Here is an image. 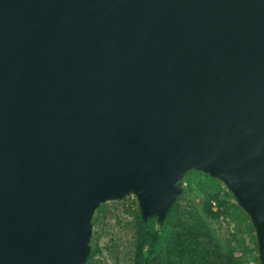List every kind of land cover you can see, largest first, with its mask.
Returning <instances> with one entry per match:
<instances>
[{
	"label": "water",
	"instance_id": "1",
	"mask_svg": "<svg viewBox=\"0 0 264 264\" xmlns=\"http://www.w3.org/2000/svg\"><path fill=\"white\" fill-rule=\"evenodd\" d=\"M190 170L264 264V0H0V264H85L101 204L161 223Z\"/></svg>",
	"mask_w": 264,
	"mask_h": 264
},
{
	"label": "trees",
	"instance_id": "2",
	"mask_svg": "<svg viewBox=\"0 0 264 264\" xmlns=\"http://www.w3.org/2000/svg\"><path fill=\"white\" fill-rule=\"evenodd\" d=\"M186 174L179 182L181 194L161 223L156 216L144 220L136 207L129 239L120 244L112 238L106 247L110 264H261L251 221L230 190L209 177L215 187L205 191ZM98 221L94 213L92 227ZM97 235L94 231L85 264H105Z\"/></svg>",
	"mask_w": 264,
	"mask_h": 264
},
{
	"label": "rangeland",
	"instance_id": "3",
	"mask_svg": "<svg viewBox=\"0 0 264 264\" xmlns=\"http://www.w3.org/2000/svg\"><path fill=\"white\" fill-rule=\"evenodd\" d=\"M194 171H196L195 174L193 170L187 171V174H185L187 177H191L192 180H194L195 182H200L201 184L199 187L205 189V191L214 189L215 187L213 182L214 180H211V178H215V180L220 181L223 186L227 188L224 182L219 178H216L214 176L211 177L201 171ZM185 174L183 175L182 179L184 178ZM204 174L208 175V177L204 176ZM180 186L183 188V185ZM101 205H103L101 211H98L100 209L99 208L95 212V214H98L99 216V221L94 227H92L90 243L93 241V232L97 231V236H99L98 242L100 247L102 248V254L100 255V259H102L105 264H110L112 259L108 254V249L106 247L111 243L110 240L112 238L118 241V243L120 241L126 242L129 239V235L131 232L130 221L133 218V212L138 206V202L135 195L129 194L121 200L108 201ZM244 237L246 241L249 240V236L247 234ZM254 237L256 240L255 231ZM120 255H122V248H120Z\"/></svg>",
	"mask_w": 264,
	"mask_h": 264
}]
</instances>
